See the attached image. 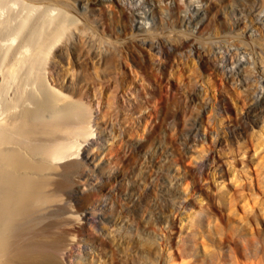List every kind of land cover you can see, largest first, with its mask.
Wrapping results in <instances>:
<instances>
[{"label": "bare ground", "instance_id": "obj_1", "mask_svg": "<svg viewBox=\"0 0 264 264\" xmlns=\"http://www.w3.org/2000/svg\"><path fill=\"white\" fill-rule=\"evenodd\" d=\"M252 1L250 10L243 7L233 10L235 16V21L231 25V31L235 33L232 36L233 42L229 43L227 40L228 45L225 50L222 51L220 46L219 50L215 49L212 54L210 53L213 56L212 64L215 65V70H221L223 74L225 73L224 76H227L226 79L229 78V81L240 88L242 87L246 96H249L248 99L251 100V104L245 112L237 113L240 118L238 122H241L240 127L245 129H248L251 123H259L260 119L264 117V87L261 86V89L257 90L258 85L255 84L254 79L255 74L264 76V49L262 48L264 45L261 44L264 42V35L262 33V38H259L258 44L263 46L260 48V52L257 50L259 55L256 59L255 34L253 35L249 29L242 28V20L246 19L256 7L264 6V0ZM203 2L205 0H0V264H69L67 259L69 256L74 257L73 250L77 244L83 245L85 253L83 256L76 254L78 255L76 257H80L83 262L91 260L92 264L94 262H98L96 264H187L189 262L184 258L189 254L196 256L192 263L190 261L191 264H264V236L262 238V234L242 239L235 229H232L229 234L227 233L223 238L217 240L219 246H225L228 243L236 245V255L245 256V259H241V261L240 259L231 260L233 257L226 253L210 251L203 234L197 240L177 239L178 244L175 245L176 238H180L182 232L179 236H175V222L171 212L174 210L175 201L182 202L184 199L179 195L178 185L180 187L182 179L177 177V167L175 166H178L186 158L188 150L192 149L198 141L205 142L206 140V137L201 133L205 125L200 112L193 114L196 111L194 110L190 124L180 131L181 135L177 145L172 143L173 146L164 147L162 139L156 142L157 138L155 137L169 127L168 120L179 123L176 110L166 111L161 114L162 117L159 115L162 121H159L160 123L153 129H148L147 142L126 143L129 148H132V151L128 148L129 151L125 149L127 152L125 150L124 152H130L131 159L135 158L133 161L130 160V165L132 162L135 163L136 158L147 149L148 142L156 143L153 147L155 154L161 150L165 155L162 158L164 162L150 160V167L153 169L152 165H155L156 168L154 167L152 172L149 171L150 177L148 176L152 183L155 179H159L163 183L161 188L163 197L161 198L165 199V204L160 205V198L158 204L155 202L156 199L153 200L152 210L157 207L155 213H148L149 216L147 214V217L145 216V219L141 220L142 218L139 219V216L142 214L145 204L149 202L153 184L149 186L150 188L142 189L140 182L129 179V184L123 185L122 182L127 177L123 170H118L117 173L111 175L104 162L95 163L98 159L95 156L96 153L93 152V148L97 145L95 140L104 138L106 141H110L112 137L115 138L121 134L112 126V115L109 114L108 120L103 122L99 121L100 119L95 120L97 116L94 108L90 105L91 103L81 99L79 93L70 90V87L63 81L59 80L53 83L47 76L49 69L59 68V64L64 60L62 49L66 46H69V51L73 54L78 53L77 56L85 50L82 48L85 45L86 47L89 45L88 50L96 49L102 53V59L97 60L95 51V54H92L97 61L94 62L102 60L104 63L101 64L99 61L98 64L100 63L99 66L104 65L105 69L107 66V72H110L109 68L114 66H111L114 62L113 59L119 60L122 45L125 47L127 43L129 47L127 45L126 49L124 48L125 53L127 52L128 56L130 54L133 58L139 52L143 59L147 55L146 49L139 50V52L137 49L136 52L135 48L139 47L137 45L139 43L143 48L147 46V50H155L160 54L164 53L163 55H170L172 52H177L180 55L192 51L202 59L203 47L198 42L193 29L196 27L197 31H201L208 17L206 13L208 11L202 10ZM91 5L98 7V10H94ZM165 7L168 11L178 12V17H171L173 13L170 16H168L170 13L165 14ZM96 13L98 14L96 15ZM257 18L263 21L261 26L264 27V17L259 15ZM178 26L185 27L186 30L179 29ZM164 30L165 32L167 30L175 31L176 34L180 32V34L176 36V34L170 33L172 36L174 35L170 37V34L165 33L170 35V38H166L163 34ZM97 36L100 38V43L96 41L97 38L94 39ZM103 39L105 41H102ZM60 41L63 42L60 43ZM246 44L255 45L254 54ZM98 45L100 46L98 47ZM106 46H110L109 50L113 47V52L110 51L112 54L116 52V57L111 53V56H108L109 53L107 55L105 49L107 48L106 51H108V47ZM232 46L234 48L230 52ZM242 48H246L247 52L249 51L248 53L253 56L243 54L240 58ZM88 52L86 55V52H83L84 56H90ZM151 53L153 52L150 51ZM113 56L114 58L111 59ZM208 56L210 57V55ZM91 57L95 60L93 56L88 59ZM67 58H69L68 55ZM85 58L86 63L87 57ZM146 58L149 59V57ZM76 59L75 61H78V58ZM84 59L81 61L82 63ZM70 61L72 62L73 59ZM145 62L147 61L145 60ZM65 63L67 62L65 61ZM91 64L84 66L90 67ZM150 64L149 67L153 66ZM115 65L117 66L118 63ZM159 65L161 66L162 63H158ZM84 66H82L83 69H85ZM99 66H94L93 63V67L98 73H100L99 68L97 69ZM118 66L115 69H119L121 64ZM87 69L85 70L87 71ZM115 69L112 71L117 72L118 69ZM160 70L163 71L162 68ZM59 71L58 74H60ZM86 71L78 72L86 78H91L90 73L93 71L88 70L90 73ZM153 73L156 72L153 71L152 75H154ZM113 74L115 75V73ZM157 74L154 77H157ZM218 75L220 76V74ZM80 76L78 80L81 82L83 79ZM112 78L114 79V77ZM88 82L90 83V81ZM162 83L160 86L164 87ZM118 86L120 85L116 87ZM152 87L154 88V86ZM92 91L94 92V90ZM160 93L158 94L160 95ZM100 96L106 97L102 94ZM187 96L196 103V107L197 104L199 105V92L193 91ZM163 97L165 96L163 95ZM108 99L110 100L108 102L113 104L112 96L111 99ZM168 99L169 102L173 101H170L171 98H167L165 101ZM129 102L131 103V101ZM101 103L103 104L102 100ZM130 103L128 105L131 106ZM112 104H110L112 107H116V102ZM147 104L145 103L146 107H150V103ZM195 105L191 103L188 108ZM107 106L109 105L107 104ZM112 107L108 109L111 110ZM117 110L119 113V109ZM158 120L160 119L156 121L158 122ZM157 122L155 123L157 124ZM151 123H153L152 120ZM98 124H100V130L96 132L95 125L98 126ZM174 127L176 126L174 125ZM115 141L117 140L115 139ZM121 141L124 143L123 139ZM116 143L118 144L119 141ZM119 146L124 147L125 145L122 146L119 143ZM204 152H208V150L204 148ZM208 159L210 158L207 156L206 160L196 167L198 174L206 171ZM91 164L94 165L93 168H91ZM86 168H90V173ZM137 169L141 170L139 167ZM182 171L187 172L185 168ZM95 176L100 180L103 179L100 186L87 183V180L95 179ZM145 177L144 174L141 175V178ZM184 177L188 178L187 181L189 180L186 173ZM83 184L92 186L86 194L81 193ZM115 195L121 197L123 201L119 199L121 201L118 203ZM186 203L183 205L186 206L185 208H189L192 204L190 200L189 203ZM97 204L102 205L101 209L104 210V214L99 218L95 216L94 207ZM232 209L233 206L230 207L231 211ZM92 217L98 218V220H93ZM190 218L194 224L195 217ZM245 223L243 228L248 229L246 225L249 222ZM88 224H91L96 232L93 229L88 230L89 227L91 228V226L87 227ZM100 224H108L111 230L109 232L101 231ZM157 227L158 229L162 227V231L159 232ZM198 245L205 249L201 262H196L199 260ZM142 248L151 251V254L147 258H140L142 262L136 261L139 250ZM97 250L98 261H95L96 258L94 259L93 256L90 259L89 253L92 255Z\"/></svg>", "mask_w": 264, "mask_h": 264}, {"label": "rangeland", "instance_id": "obj_2", "mask_svg": "<svg viewBox=\"0 0 264 264\" xmlns=\"http://www.w3.org/2000/svg\"><path fill=\"white\" fill-rule=\"evenodd\" d=\"M203 3L204 5L202 6V10L206 9L205 11H208L206 12L208 14V17L205 23L203 24L201 31L199 30L197 31L196 27H194L193 29V32H195V34L197 35L198 42L203 47L202 52L204 53V55L202 56V59L198 56L197 53L195 52L193 53L192 51L184 52V53H181L180 55L179 53L177 54V52H172V54L170 53L172 57L169 54L163 55L164 53L160 54L155 50H149V49L147 50L146 48L147 46L143 48L139 43H137L139 47L135 48L136 52H137V49H138V52L139 50L146 49V54L148 56L146 55L145 58L149 57L150 60L148 58L143 59L141 57V54H139L140 52L137 53V55L134 56L133 58L131 57L130 54L128 56L127 52L125 53L126 46L128 45L127 47H129V44L127 43L125 47L122 45L123 48H121L122 51L120 52L121 54H119L121 56H119V60H116V58H114L116 52L112 54L113 47L110 49L112 50L111 52L109 50L110 46H106L108 47V51H106L107 48L105 47L106 48L105 52H107V55L108 53H109L108 56H111L110 53L114 55L113 57H111V59L114 58L117 61L118 65L120 66L121 64L122 66V67L120 66L121 67L120 68L117 65L119 67V69L117 68L118 71L117 72L112 71V69H115L117 67L115 65L117 63H115L116 61L113 59L114 62L111 64V66L114 65L115 67L113 66V68L111 67H110L111 69L109 68V71L111 72L110 73V72H107L108 71L107 66H106V69L103 68L105 67L104 65L99 66L100 63L98 64V62L100 60L98 62H94V61H97L98 59H102L101 58L102 53H100L99 51H96V49L90 48L92 51L88 50L89 45H87L88 47H86L85 45V47H82L85 50L82 49L84 51H81L82 53L81 55L79 54L80 55L79 57V55L77 56L78 53L73 54L71 51H69L70 50L69 46L65 45L66 47L62 49V52H64L63 53L64 60L59 64L58 69L52 68L53 71L49 69L47 71V76L49 80L51 79L50 82L52 81L53 83L59 80L63 81L64 84L70 87V90L77 91L79 93L78 95L82 97L81 99H83L87 103L88 102L91 103L90 105L94 108L95 115L97 116L95 120L100 119L99 121L103 122L105 120H108V116L112 115V118H113L112 126H114V129L118 133H121L122 135L118 134V136H115V138L112 137L110 141H106V139L104 138L95 140L97 145H95V147L93 148L94 150L93 152L96 153L95 156L98 157L95 163L104 162L106 164L107 171L110 172L111 175L117 173L118 170H123L127 176L122 182L123 185L129 184V179L140 182L142 189L150 188L149 186L153 184L152 194L149 199V202L145 204V207L143 208L144 210L142 214L139 216V219L142 218L141 220H144L145 216L147 217L148 213L149 214L155 213L157 207L154 210H152L153 200L156 199L155 202L158 204V199L160 198L159 200L161 201L160 205L165 204V199L161 198L163 197L161 195L162 194L161 188H162L163 183L159 179H155L154 183H152L148 179V176L150 177V172L153 171L154 167L156 168L155 165L154 166L152 165L153 169L150 167V160L155 161V162H158V161L164 162L162 158H164L165 155L163 154L161 150H158L157 153L155 154L154 152L155 149L153 147H155L154 145H156V143L148 142L150 147L147 146V149L144 150L141 153V155L136 158V162L135 163L132 162L130 165L129 163L130 160L133 161L135 158L131 159L132 157L129 155L130 152L126 153L127 151H129V149H131L132 151V148H129L127 144L147 142L149 138L148 131L153 129L155 125H158V123H160L159 121H162L161 114H163L166 111L176 110L178 113L177 122L180 120L179 123L174 122V120H170V121L168 120L169 127L166 128L165 131L163 130L161 134L155 135V137L157 138L156 142L162 139V142H163L162 146L164 147L173 146L172 143H175V145H177L180 135H181L180 134L181 129L190 124V121L192 120L191 116L193 114L200 112L199 114L202 116L200 117L202 118L203 123L205 125V128L204 127L202 128L201 133L206 137V140L205 142L198 141V143L194 145L192 149L188 150V154H186V158L179 164L182 167H180L179 165H178L179 167L177 165L175 166L177 167L176 168L177 177L182 179L180 187L178 185V191L180 192L179 195L185 199V200L182 199V202L181 201L179 202V200H176L175 204L173 205L174 210H172L171 212L172 217L175 222V229H174L175 236H179L182 232V234L180 235V238L179 237L176 238L175 245L178 244L177 239L178 240H181V239L182 240H189V239L197 240L198 237H200V235L203 234L205 235V239L208 244L207 248L210 251L212 252L214 251L217 253L222 252L220 254L226 253V255L233 257L231 260L237 261L240 259L241 261V259L243 260L245 259V256L236 255L237 254L236 245L228 243L225 246H219L217 244V240H219L220 238H223L225 234L227 233L229 234L232 231V229H235V232L242 239L259 236V234H262V238L264 236V117L260 119L261 121L259 123L257 122L251 123L248 126V129L240 127L241 122H238L240 121V118L237 115V113L245 112L246 108L251 104V100L248 99L249 96L248 97L246 96V94L244 93L245 90L244 89L242 90V87L240 88V86H237L236 84L229 81V78H227L228 79L227 80L226 79L227 76H224L225 73L223 74L221 70L220 71L219 69L215 70L214 68L215 65L212 64L213 56L211 54L213 53V51H215V49L219 50L220 46H221L222 51L225 50L228 45L227 40L229 41V43L233 42L232 36L235 35V33L231 31V25L235 21L233 10L236 8H241V7L245 9L248 8L250 10V8H252L253 1L252 0H205V2ZM91 7L94 8V10L96 11L98 10V7L96 6L91 5ZM167 8L169 7L167 6ZM164 9H166V7ZM164 13L165 14L170 13L168 16H170L173 13V16H171L173 18H177L179 15L178 12L174 10L168 11V9L164 10ZM97 14L98 13H96V15ZM255 15L257 17H259V15L264 17V6H260L259 8L256 7L254 11L251 12V14L246 19L242 20V28L246 30L249 29L250 32L253 33V35L255 34L257 48H254L255 46L254 44L253 45L246 44V45L250 47V50H252L253 54H254L253 48L255 49L256 51L255 58L257 59L259 52L261 50L260 48L264 45V42L261 43L263 44L262 46L258 44V42H260V39L262 38V33L264 35V27L261 26L263 25V21L259 20ZM175 21L177 22V20ZM178 28L181 29L182 27L180 28L178 26ZM182 29L186 30L185 27ZM170 30H167L166 32L164 30L163 34L165 35L166 38L173 37L174 35L172 36L171 35L172 33L176 34L175 31L171 32ZM165 33H168V34L171 33L170 34L171 36L169 35L170 36L169 37L168 34H165ZM178 34H180V32H177L176 36ZM96 38H97L96 41L100 43V38L97 36L94 39ZM102 41H105V39H103ZM61 42L63 41H60V43ZM99 46L100 45H98V47ZM231 48L232 49L230 52L233 51L234 47L232 46ZM262 48L264 49V46ZM86 49L91 52H88ZM95 51H96V54H95ZM150 51L153 52L151 53L152 55L150 54ZM240 51H242L240 58H242L243 54H245L246 56H253L252 54L248 53L249 51L247 52L246 48H242ZM83 52L84 53L86 52L85 55L88 52V54L90 53V56H93V57L94 55L92 53H94L97 60L95 57H94L95 60H93L92 57L89 58L90 59L89 60L88 57L90 56H84ZM226 53H228L227 50H226ZM207 54L210 55V57ZM229 54H227V56H229ZM67 55L69 58L66 59ZM83 57L84 58L87 57L86 63L91 64L93 62L94 66L98 65L99 67H97V69L99 68L98 70L100 73H98V71L94 69L93 63L89 65L90 67L84 66L88 64L85 63L86 58L84 59ZM120 57H123V58H120ZM203 57H204V60H203ZM76 58H78V61H75L77 60ZM154 58L156 59L154 60ZM68 59L70 60L73 59L72 62H74L75 64L73 63V65H71L72 62ZM83 59H84V62L82 63L81 61ZM145 60L147 62L149 61V63L145 62ZM65 61L67 63H65ZM100 62L101 64L104 63L102 60ZM158 63L160 64L162 63V65L161 66L159 65L160 66L159 67ZM69 64L72 66V69H70L71 66ZM80 64H83L82 66H84L85 69L88 68L87 71L91 70L94 72L93 73L90 71L92 73L91 74L88 71V73H90L91 75V78H86L84 77V75H81L80 72L82 71L85 72L86 70L83 69V67ZM149 64L153 66L149 67ZM60 65H63V66H60ZM77 65L78 66L80 65V66L78 67ZM156 67L157 68L159 67V68L157 69ZM161 68L163 69V71L160 70ZM145 69L149 71H146ZM58 70H60L59 71L60 74H58ZM61 70H63L65 73ZM71 70H74L75 72L74 71L72 72ZM153 71L156 72L153 74L156 75L158 73L157 75L159 77L158 76L154 77V75H152ZM213 71L215 72L213 73ZM73 73H76V74H73ZM113 73H115V75ZM118 73L119 75H117ZM216 74L217 75L220 74V76L219 75L217 76ZM96 75H98V77H96ZM79 76L82 77L83 79L81 82L78 80ZM112 77H114V79ZM148 77L149 78L151 77V78L149 79ZM155 78H157L158 80ZM90 79H93V80H90ZM117 79L119 80L116 81ZM151 79H152V82H151ZM254 79H255V84L258 85L257 90H260L261 86L264 87L263 85L264 76L255 74ZM106 80H109V81H106ZM153 80L155 81L153 82ZM156 80L158 81V83L163 82L162 85L164 87L160 86L161 83L157 85L158 83ZM88 81H90V83ZM115 83H119V84H115ZM117 85H120V86L116 87ZM99 86L103 89H101ZM152 86H154V88ZM155 86L156 87L158 86L157 87L158 89ZM175 87L176 88L178 87V89L176 90ZM161 89L162 90L165 89L166 91L165 90L162 91ZM92 90H94V92ZM172 90H174L175 92L173 91L174 92L173 93ZM98 91L101 93H99ZM140 91L143 93H141ZM157 91L158 93H160L161 91L162 94L160 93L159 95ZM176 91H178V93H176ZM193 91L199 92L200 103L199 105L197 104V107L195 105L196 103L192 102V100H190V97L187 96L188 94H190V92H193ZM96 92H98L100 95L101 94L106 95V97L105 96L101 97ZM147 93L148 95H146ZM151 94L154 96L155 99L153 98ZM145 95L147 97L150 95L151 97L150 96H149L150 98L148 97L150 100ZM163 95L166 98L163 97ZM111 96L113 99L112 100L113 104H115L116 102L115 105L117 109H119V113L117 112L118 110L116 109L115 106L112 107L110 105L112 104V102L111 103L108 102L110 101L108 98L111 99ZM103 97H105V99H103ZM177 97L180 99H178ZM164 98L165 100L167 98H171L170 101L172 100L173 101L169 102V99H168L167 100L168 102H167L164 100ZM100 99L102 100L103 104L101 103ZM116 100L117 101L119 100V101L117 102ZM181 100L184 102H180ZM188 100H189V103H188ZM129 101H131V103ZM175 101L176 102L178 101V102L176 103ZM148 102L151 104V105L149 104L150 107H146V105H148L147 104ZM128 103L132 104L133 106L128 105ZM168 103H170L171 105L170 104L168 105ZM180 103L182 105H179ZM191 103L192 105H195V106H191L188 108V106ZM107 104L109 106H107ZM160 104L162 107L160 106ZM200 104H203V105H200ZM135 105H136V108H135ZM174 105H175V108H174ZM110 106L112 107L113 110L112 109L109 110L111 108ZM162 108L163 110H161ZM170 108H173V109H170ZM194 110L196 111L194 112ZM113 111L115 112V115H113L114 113ZM155 119L156 120L160 119V120H158L157 122ZM151 120L154 124L151 123ZM155 122H157V124ZM99 125L100 124H98V126L95 125V128L97 129L96 132H99L100 130ZM174 125L176 127H174ZM119 137H122V138L120 139ZM115 139L117 141H115ZM122 139L124 140V143L121 141ZM118 141L120 145L121 144L122 146L125 145L124 147L127 146V148L120 147L119 143L118 144L116 143ZM115 143L117 147H114L116 146ZM202 143L203 144L205 143V144L203 145ZM118 147H120V149H118ZM204 148L207 149L208 152H204ZM125 149H127V151ZM124 150L126 152H124ZM97 151L100 153H98ZM207 156L208 158H210L208 159V167L206 171L202 172L201 174L200 173L198 174L196 172L198 168L196 167H199V165L202 164L206 160ZM122 164L124 165L123 167H122ZM185 164L187 167L185 166ZM93 167L94 165L91 164V168ZM138 167L141 168V170L137 169ZM184 168L187 170V172L182 171ZM89 169L90 168H86L87 172L90 173ZM185 173H186V176L189 177L188 181H187L188 178L184 177ZM143 174L146 176L145 178H141V175ZM196 176H197V179H196ZM101 182L103 183V179L100 180V178H97L96 176H95V179L92 178V180L91 179L87 180L88 184H92L94 186H100ZM91 187H92L91 185L83 184L81 193L86 194V192H88ZM116 197L118 198L119 196L117 195ZM117 198H116V201L117 202L119 201L118 203H120L122 198L121 197H119L118 199ZM189 200L190 202H192L190 206L191 208L190 207L185 208L186 206L184 207L183 205L186 202L189 203ZM231 206H233L232 211L230 210ZM94 208H95L96 217L98 216L99 218V216H102L104 214L103 212L104 210L101 209L102 205L97 204L95 205ZM91 210H94V209H91ZM190 217H195L194 224L191 222L192 220L190 221V219H192ZM92 218L93 220H96V221L98 220V218L97 219L95 217H92ZM246 221L249 222L246 225L248 229L243 228V224L245 225ZM89 226H91V224L87 225V227ZM99 227L101 231H104V232H107V231L109 232L111 230L108 224H102V225L100 224ZM159 228L160 229H158L157 227L158 231L161 232L162 227H159ZM91 229H93L96 232L93 226H91V228L90 227L88 228V230H91ZM197 247H198L197 252L199 254L198 255L199 260H197L196 262H199V261L201 262V259H203L204 257L205 249L199 245ZM73 251H74V257L69 256V258L67 259L69 264H89V263L92 264L91 260L83 262L80 259V257H76L78 256L76 254H79V256H83V254L85 253V249L83 245L77 244ZM94 253L95 252H93L92 255L91 253H89L90 259L94 257V259L96 258L95 261H98L99 259L98 250L95 253V255L96 254L98 255L95 256ZM150 254H151V251H148L147 249L142 248L139 250V254L137 255L136 261L142 262V259L140 258H147L148 255ZM132 255L134 256V254ZM195 257L196 256L194 255L191 256L189 254V256H186L184 260L188 261L189 263L191 261L192 263V261L195 260ZM96 263L98 262H94V264Z\"/></svg>", "mask_w": 264, "mask_h": 264}]
</instances>
